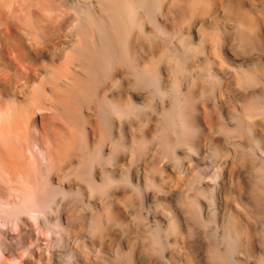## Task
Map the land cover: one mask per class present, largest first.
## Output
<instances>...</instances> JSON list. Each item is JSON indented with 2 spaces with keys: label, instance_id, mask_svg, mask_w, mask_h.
Segmentation results:
<instances>
[{
  "label": "bare ground",
  "instance_id": "obj_1",
  "mask_svg": "<svg viewBox=\"0 0 264 264\" xmlns=\"http://www.w3.org/2000/svg\"><path fill=\"white\" fill-rule=\"evenodd\" d=\"M186 73L185 134L221 150L212 133L231 115L258 157L223 160L211 204L235 255L205 264H264V0H0V264L149 262L155 240L133 243L130 216L191 178L153 146H171L155 125L162 82Z\"/></svg>",
  "mask_w": 264,
  "mask_h": 264
},
{
  "label": "rangeland",
  "instance_id": "obj_2",
  "mask_svg": "<svg viewBox=\"0 0 264 264\" xmlns=\"http://www.w3.org/2000/svg\"><path fill=\"white\" fill-rule=\"evenodd\" d=\"M186 74L185 75L183 74V76L181 75L182 77L179 76L180 80L178 78L175 88L173 87L171 89L169 86L168 87L170 89H168L167 87H162L164 85L162 82L160 92L156 98V105H157L156 106V110H157L156 111V119H157L156 121L157 122L155 125L159 131L165 132V134L164 133H161V134L165 135V137H167V139H169L171 146L169 148H167V147L163 148L164 145L161 144L160 140H158V139H156L153 142V143H155V144H153V146L155 149V153L157 152L160 163L162 165H165L168 168H172V167L175 168L176 171L180 172V175L182 174L181 176L186 175L185 174L186 172L184 171L185 165L189 164L191 166V174H190L191 178L189 180V177H188L186 185L182 189V192H181L182 198L181 199L183 201H185V200L191 201L192 200L191 201L192 202V208L195 207V209L193 208L192 210H194V211H191L189 213L186 212L185 209L183 208V206L181 205L182 203L179 202L182 200L179 198H175V197L167 199L165 201L160 200V202L158 201L159 204H157V205L150 204L152 207H149L150 206L149 204L147 205L143 202V200H141L142 197L140 195L137 196L139 198L138 200L139 201L141 200V202H139V205L136 207V211H135V213L139 219H136L133 216H130V219L134 223H136L137 228H138V233L135 235V237L133 239V243H135L137 245V244H140L146 240L147 241L144 243H149L151 239L155 240L153 242L152 250L147 254L148 255L147 257L149 258V262L144 261V262H142L143 264H178L181 261V259L184 257L185 253H191V254L195 255L196 259H199L198 262H200L201 264H205L208 262V260H207V258L209 257L208 251H213V252L218 251L219 253L224 252L225 255H228L229 258L232 259V257H233L232 254L235 255V249L234 250L231 249L232 247L230 246L229 241L227 239H224L225 237L221 234V228L219 225L220 224L219 215L216 211L215 204L214 203H212L213 205L211 204V200H212V197L214 196V194H217V192H218V187H219V183H220V179L218 181V177L220 178V176H221L220 174H222V171L220 172V169L223 170L224 163L226 161L231 159V157H232V159L234 157V159L236 161L239 160L238 157L240 159L246 157V159L249 160V163L254 164L255 162L256 163L258 162V159H257L258 157L256 156V149L254 150L253 144H251L245 140H243V141L238 140L239 135L237 132L239 129H241L243 127V124H237V121L235 120L234 117H233L234 118L233 119L231 115H228L229 118L226 121L227 124H223V125H225L226 130L224 129V131H222L223 129L222 130L215 129V131H213V133H212V134H214V132H215V134L212 136L213 139L216 141L217 140L220 141V142L219 141L218 142L220 143V145H222L221 150H220V146H218V144L215 145L214 143L213 144L212 143L207 144L205 147L198 145L197 139L200 138V136H201L200 135L201 132L198 131L199 129L196 130V132H194L193 135L185 134V132H184L185 130H184V126H183L184 124H180L182 122H180L181 119L179 118L180 116L177 113V107L179 108L182 105L183 100L185 99V93L184 92H187V88H189L188 91H192L193 86L195 87V85L197 83V81H195V80H197L195 77L191 76L189 73H188L189 76H187L188 74L187 75ZM183 81H184V83H183ZM194 81L196 82L195 84L193 83ZM191 83L194 85H192ZM191 85H192V87H191ZM166 88H167V90H166ZM203 97L204 98H202V99H204V100H202V99L199 100L201 104H205V102L207 100V98H206L207 96H203ZM171 112H172V115H171ZM176 121H178V122H176ZM227 130L230 134L227 132ZM232 131H233V133H232ZM197 133H198V136L196 137ZM224 135H226V136H224ZM237 141H239V142L237 143ZM185 144H186V147H185ZM187 144H188V146H187ZM217 147H219V148L217 149ZM216 149L218 150V152ZM218 155H221V156H218ZM171 156L176 157V158H173ZM248 158H252V160L254 162ZM221 161L223 162V164H221L222 168H220L221 167V165H220ZM240 171H241L240 176L241 177L243 176L244 181L246 183V186L248 187V185H249L248 182L250 181L249 174H251V171L247 168L246 169L243 168ZM218 174L220 176H218ZM205 179H206V181H205ZM211 180H213V181H211ZM217 185H218V187H217ZM191 190H192V192H190ZM200 190H202V192ZM213 200H214V198H213ZM244 201H246V193L244 195ZM152 209H153V211H152ZM190 215H192V216H190ZM194 217H195V219H194ZM196 217L197 218L199 217L200 221ZM207 222L209 225L207 224ZM216 225H217V227H216ZM218 228H219V230H218ZM146 231L149 233H147ZM141 232H143L144 234H142ZM149 234L151 236H149ZM215 235H217L218 237ZM210 237H212V238L209 239ZM156 239L158 242L156 241ZM174 241H176V243H177L176 245L178 247L172 246ZM226 247H227V250L229 249L228 252L225 249ZM155 248H156V250H155ZM178 252H180V253H178ZM160 253H161V255H160ZM152 255H153V257H151Z\"/></svg>",
  "mask_w": 264,
  "mask_h": 264
}]
</instances>
